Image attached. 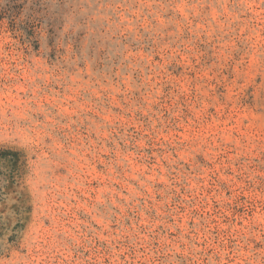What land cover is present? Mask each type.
<instances>
[{"label": "rangeland", "instance_id": "rangeland-1", "mask_svg": "<svg viewBox=\"0 0 264 264\" xmlns=\"http://www.w3.org/2000/svg\"><path fill=\"white\" fill-rule=\"evenodd\" d=\"M0 150V264H264V0H0Z\"/></svg>", "mask_w": 264, "mask_h": 264}, {"label": "trees", "instance_id": "trees-1", "mask_svg": "<svg viewBox=\"0 0 264 264\" xmlns=\"http://www.w3.org/2000/svg\"><path fill=\"white\" fill-rule=\"evenodd\" d=\"M5 154H7V152L5 151V150H0V161H1V159H2V157H4L5 156ZM10 154V153H9ZM2 185H0V190L2 189Z\"/></svg>", "mask_w": 264, "mask_h": 264}]
</instances>
